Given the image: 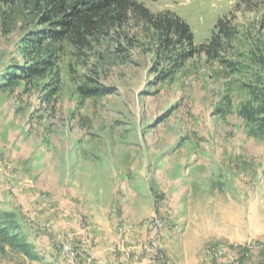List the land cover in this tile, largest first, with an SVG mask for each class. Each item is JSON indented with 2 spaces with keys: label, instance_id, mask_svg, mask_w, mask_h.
Returning <instances> with one entry per match:
<instances>
[{
  "label": "rangeland",
  "instance_id": "obj_1",
  "mask_svg": "<svg viewBox=\"0 0 264 264\" xmlns=\"http://www.w3.org/2000/svg\"><path fill=\"white\" fill-rule=\"evenodd\" d=\"M140 1L182 18L197 45L233 12L238 49L264 57V0ZM17 37L0 38V77L21 62ZM156 67L146 47L134 50L106 70L115 94L101 98L82 99L66 77L51 103L42 82L0 91V212L17 215L38 256L10 252L0 264H70L65 242L89 256L74 264H123L131 246L136 264H216L207 250L221 248L222 263L264 264L263 250H248L264 245V141L238 113L237 77L196 62L155 84ZM156 221L159 258L140 254Z\"/></svg>",
  "mask_w": 264,
  "mask_h": 264
},
{
  "label": "trees",
  "instance_id": "obj_2",
  "mask_svg": "<svg viewBox=\"0 0 264 264\" xmlns=\"http://www.w3.org/2000/svg\"><path fill=\"white\" fill-rule=\"evenodd\" d=\"M234 20L233 12L221 18L208 43L197 45L182 18L154 13L140 0H0V38L18 34L15 51L21 56L5 68L0 91L42 82L44 102L51 103L66 77L82 99L111 96L115 88L104 84L106 70L146 47L157 64L155 84L191 71L196 62L237 77L247 98L238 113L248 135L264 141V57L253 46L247 53L238 49L242 34ZM223 108L216 113L224 114ZM10 252L38 257L17 215L0 212V255Z\"/></svg>",
  "mask_w": 264,
  "mask_h": 264
},
{
  "label": "built area",
  "instance_id": "obj_3",
  "mask_svg": "<svg viewBox=\"0 0 264 264\" xmlns=\"http://www.w3.org/2000/svg\"><path fill=\"white\" fill-rule=\"evenodd\" d=\"M153 232L154 233H153L152 239L149 241L148 245L144 246L145 252L141 251L140 254L143 255L144 253H146L151 257L159 258V256H161V249L163 247L161 244L158 243V236H161V232H163V223L160 221H156V227L153 228ZM253 246H254V244L250 245L249 249H253ZM130 248H135V247L131 246L128 249H130ZM126 250H125V253H126ZM59 251L61 252L63 257H67V260L70 264H74V263L78 262L79 259L82 257H88L89 258V256H87L85 253H83V252H85L83 249H77L76 247H74L69 242H65V243L60 244L59 245ZM115 251H116V247L113 248L112 252H115ZM224 256H228V255H224L222 253L211 254V259L216 261V264H217V258L224 257ZM92 257H93V260H95V261L98 260V257L97 258H95L94 256H92ZM236 259H237V257H233V263L235 262ZM104 263H105L104 260H101L99 258L97 264H104ZM122 263L123 264H136V263H130L129 257H125L122 260Z\"/></svg>",
  "mask_w": 264,
  "mask_h": 264
},
{
  "label": "bare ground",
  "instance_id": "obj_4",
  "mask_svg": "<svg viewBox=\"0 0 264 264\" xmlns=\"http://www.w3.org/2000/svg\"><path fill=\"white\" fill-rule=\"evenodd\" d=\"M126 223V222H125ZM123 227L126 229V227H128L127 225H123ZM152 227L155 228L156 227V222H154L152 224ZM129 228V227H128ZM131 229V228H130ZM133 229V228H132ZM123 230V229H122ZM127 230V229H126ZM130 231V230H129ZM124 232H127V231H124ZM161 235H162V232H161ZM124 238H127V237H124ZM161 236H158V243L162 245L161 243ZM121 239V238H120ZM122 241V240H121ZM135 244V243H134ZM250 248V246L248 247V249ZM254 249H261L264 251V245H258V244H254L253 246V249H249V250H254ZM135 250V248H130V249H127L126 250V257H130V254L133 253ZM139 252V251H137ZM211 252V253H210ZM218 253H222L225 255V250L224 249H208L207 250V255H208V259L209 261L212 263V262H216L214 260L211 259V254H218ZM136 254V253H135ZM137 256V255H136ZM225 257V256H224ZM224 257H220V258H217V264H225V263H222V261L224 260ZM65 259H67V257H64Z\"/></svg>",
  "mask_w": 264,
  "mask_h": 264
}]
</instances>
